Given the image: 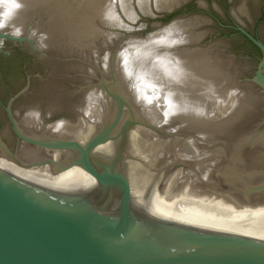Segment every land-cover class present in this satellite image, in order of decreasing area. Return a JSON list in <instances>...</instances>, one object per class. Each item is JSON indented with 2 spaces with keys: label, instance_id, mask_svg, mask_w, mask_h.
<instances>
[{
  "label": "clouds",
  "instance_id": "obj_1",
  "mask_svg": "<svg viewBox=\"0 0 264 264\" xmlns=\"http://www.w3.org/2000/svg\"><path fill=\"white\" fill-rule=\"evenodd\" d=\"M23 8V4L20 2V0H16L15 3H5L2 6H0V12H3L4 15H9L8 10H11L10 15L14 16L16 14V12H18L20 9ZM14 34H18V33H14Z\"/></svg>",
  "mask_w": 264,
  "mask_h": 264
}]
</instances>
